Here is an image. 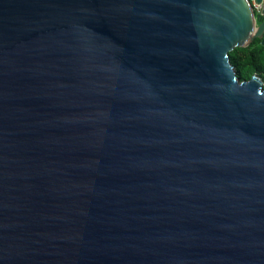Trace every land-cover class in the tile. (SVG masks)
<instances>
[{
  "label": "water",
  "instance_id": "1",
  "mask_svg": "<svg viewBox=\"0 0 264 264\" xmlns=\"http://www.w3.org/2000/svg\"><path fill=\"white\" fill-rule=\"evenodd\" d=\"M0 0V264H264V0Z\"/></svg>",
  "mask_w": 264,
  "mask_h": 264
},
{
  "label": "trees",
  "instance_id": "2",
  "mask_svg": "<svg viewBox=\"0 0 264 264\" xmlns=\"http://www.w3.org/2000/svg\"><path fill=\"white\" fill-rule=\"evenodd\" d=\"M229 59L240 79L257 75L264 88V46L260 45L259 39H254L245 48H235L229 53Z\"/></svg>",
  "mask_w": 264,
  "mask_h": 264
},
{
  "label": "built area",
  "instance_id": "3",
  "mask_svg": "<svg viewBox=\"0 0 264 264\" xmlns=\"http://www.w3.org/2000/svg\"><path fill=\"white\" fill-rule=\"evenodd\" d=\"M251 4H252V8H254V6L257 7V9H258V13H259L260 8H261L260 5L257 4V3L255 2V0H251Z\"/></svg>",
  "mask_w": 264,
  "mask_h": 264
},
{
  "label": "rangeland",
  "instance_id": "4",
  "mask_svg": "<svg viewBox=\"0 0 264 264\" xmlns=\"http://www.w3.org/2000/svg\"><path fill=\"white\" fill-rule=\"evenodd\" d=\"M253 11H254L255 16H257L258 15V9H257V7L254 6Z\"/></svg>",
  "mask_w": 264,
  "mask_h": 264
}]
</instances>
